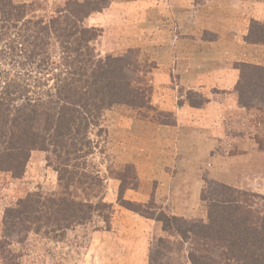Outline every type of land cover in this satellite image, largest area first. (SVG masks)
<instances>
[{
	"label": "trees",
	"instance_id": "obj_1",
	"mask_svg": "<svg viewBox=\"0 0 264 264\" xmlns=\"http://www.w3.org/2000/svg\"><path fill=\"white\" fill-rule=\"evenodd\" d=\"M34 5L39 6L0 0V175L22 178L31 153L40 150L57 172L60 190L29 192L6 208L1 253L6 244L31 231L54 235L96 216L110 223L112 204L104 200V181L90 161L99 146L92 134L97 129L98 138L105 136L102 120L115 105H151L135 86L133 63L123 53L102 56L96 50L103 28L89 25L88 20L108 9L111 0H59L46 17L38 15L39 7ZM245 40L264 45V22L252 20ZM7 66L14 71L18 66L32 70L23 76ZM236 67L241 70L238 104L263 110L264 82L256 80L264 78V65L239 62ZM247 79L259 86L253 84L252 91L243 87ZM241 94L252 99L244 102ZM197 95L203 102V95ZM133 169L130 164L119 172L120 205L161 221L164 231L180 236L191 264H264L263 194L220 182L213 196L202 191L208 220L187 219L150 211L156 207L153 201L125 199ZM168 251H173L172 244L159 237L151 261L156 263V256H166Z\"/></svg>",
	"mask_w": 264,
	"mask_h": 264
},
{
	"label": "rangeland",
	"instance_id": "obj_2",
	"mask_svg": "<svg viewBox=\"0 0 264 264\" xmlns=\"http://www.w3.org/2000/svg\"><path fill=\"white\" fill-rule=\"evenodd\" d=\"M57 1L59 0H15L17 3L39 5L34 6L39 7L37 14L42 17L51 14V5ZM92 22L88 24L103 28L101 37L95 43L97 52L102 56L123 53L127 61L133 63L130 68L134 71L136 69L135 76L132 74L135 77L134 82L136 79L135 86L145 94L148 104L156 84L153 75L156 63L141 57V50L137 47L122 49L120 44H123V37L105 32L104 27L98 26L97 18ZM102 22L104 20L101 19L99 23ZM259 61L264 62L262 59ZM10 68L11 66H7V69ZM10 70L14 74L21 72L23 76H28L32 69L18 66L15 71ZM256 81L264 82V78ZM254 82V86H259V83L255 85ZM253 84L247 79L242 86L252 91ZM179 90L182 91L181 88ZM155 91L160 93L162 89ZM182 93L192 103H202L197 97L198 91L183 90ZM246 94H241L244 102L252 99L251 96L245 99ZM262 111L251 117L254 120L246 128L243 125L232 127V135L243 138H216L214 150L235 153V163L244 166L242 173L234 174V181L226 183L209 176L206 169H203L206 164L204 154L198 153L199 150H190L186 138H155L151 141L150 138H132L130 133H122L124 130L121 128L126 127V121L122 120L127 116L160 118L161 113L151 105L144 108L127 104L113 106L107 110L102 120L107 130L105 136L98 138L97 129H94L92 137L99 142V146L90 157L92 165L96 166L104 181V200L112 204L110 223L96 216L85 225L77 224L66 230L63 228L54 235L31 231L27 237H22L11 245L6 244L4 253H1L6 208L15 206L18 199L29 192L53 194L60 190L57 172L47 164L46 153L33 151L22 178H14L6 173L0 175V264H11L12 260L19 264H191L185 257L184 249L187 246L182 247L180 236L164 231L161 221L146 218L120 205L119 172L124 171L130 164L135 168L129 174L130 188L123 194L125 199L143 204L153 201L156 207L150 208V211L163 210L171 215L207 221L208 207L201 199L203 189L213 196L221 182L264 195V109ZM160 120L174 122L169 117H162ZM207 139L202 138L199 141H206L209 145L210 140ZM199 155L202 156L199 157L201 160H198ZM196 179H202L199 195L198 191H192V182ZM159 237L170 241L173 251H168L166 256H156L158 260L155 263L150 256Z\"/></svg>",
	"mask_w": 264,
	"mask_h": 264
},
{
	"label": "crops",
	"instance_id": "obj_3",
	"mask_svg": "<svg viewBox=\"0 0 264 264\" xmlns=\"http://www.w3.org/2000/svg\"><path fill=\"white\" fill-rule=\"evenodd\" d=\"M95 18L105 32L123 37L122 49L137 47L141 57L156 63L150 104L161 117L127 116L122 133L151 141L186 138L190 150L204 154L203 169L209 176L234 181L232 177L242 173L244 166L235 163V153H220L213 145L218 138H240L232 135V127L246 128L254 120L251 117L263 112L238 104L241 70L236 63L264 65L259 61L264 60V45L245 40L252 20L264 22V0H111L108 9L88 22ZM158 88L162 92L157 93ZM180 88L198 91L204 101L192 103ZM202 138H208L209 145L200 142ZM201 188L202 179L192 182V191L198 195Z\"/></svg>",
	"mask_w": 264,
	"mask_h": 264
}]
</instances>
